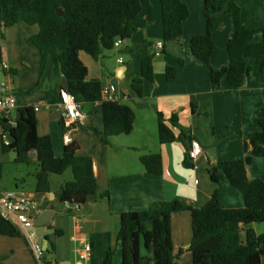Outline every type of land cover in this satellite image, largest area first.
Listing matches in <instances>:
<instances>
[{
    "label": "crops",
    "instance_id": "1",
    "mask_svg": "<svg viewBox=\"0 0 264 264\" xmlns=\"http://www.w3.org/2000/svg\"><path fill=\"white\" fill-rule=\"evenodd\" d=\"M182 1L188 6L190 17L184 23L180 45H171L169 50L180 53L186 64L178 68V76L174 82H167L166 63L161 54H156L155 83H145L142 99L131 89L133 79L139 78L141 74L135 55L130 54L129 63L118 62V75L108 79L105 69L98 68L100 60L96 61L84 52L80 53V59L89 72L88 80H99L102 85H115L121 103L134 102L136 98L141 100L140 105L136 104L139 109H133L136 121L132 134L113 137L108 146L101 143L92 131H102L104 127L103 120L94 121L90 116L96 109L101 110L100 105H91V113L85 111L83 123L68 130L61 123L62 110L59 103H49L45 100L46 94H59L63 79L59 81L52 78V60L48 62L43 76L39 77V52L25 43L26 39L39 32L38 26L17 24L11 28L0 29V72L3 74V78L0 77V95L15 96L18 108H39L36 112L38 133L40 136L52 138L56 157H62L65 146L77 141L80 146L78 155L92 158L98 181V191L89 196L88 203L79 211L68 210L65 204L58 200L57 193L63 184L55 187L51 181L52 176L49 179V193L37 195L36 187L35 192L28 193L36 200L38 207L47 209L54 205L56 210V215L45 229L48 241L55 244L54 254L48 256L51 264H61L64 261L77 264L87 244L92 246V251L84 264H102L108 250L117 240L122 215L148 211L164 201L179 199L201 208L208 204L215 192H219L224 208L242 209L245 206L242 190L231 187L227 180L219 184L214 183L208 170L220 162L241 159L247 136L260 131L257 120L264 111V73L254 64L252 73L245 79L240 90L213 91L208 68L196 62L190 50L192 38L206 32L204 3L202 0ZM141 2L143 10L134 26L142 29L145 38L155 45L154 50L160 49L159 45L163 40L160 0ZM236 3L242 11L243 24L249 30L257 32L253 42H263L264 0H236ZM231 37L232 19L228 15L222 16L216 23V50L211 58L213 68L218 69L228 64L227 43ZM122 44L125 45L126 41ZM31 90L33 92L29 95H19L20 92ZM158 112L164 114L170 127L171 117L177 115L180 125L189 131L193 141L201 144L203 154L193 162V168L184 164L187 148L183 143L160 144ZM1 120L0 116V133ZM173 130L177 136L180 134L179 129ZM146 154L162 156V176L157 177L146 172L140 163V158ZM31 158L36 160L34 154ZM247 175L250 181H264V159H254L247 168ZM16 189L18 191L4 190L0 193L22 191L18 185ZM50 193L55 195L54 199ZM192 228L190 212L173 214L172 249L176 264H193V255L189 251ZM252 228L257 235H264L263 232H258L254 225ZM56 231H62L63 234L57 236ZM242 240L245 241L244 229ZM262 260L264 264V253ZM121 262L122 251L118 249L114 264ZM0 264L38 263L24 237L0 234Z\"/></svg>",
    "mask_w": 264,
    "mask_h": 264
},
{
    "label": "trees",
    "instance_id": "2",
    "mask_svg": "<svg viewBox=\"0 0 264 264\" xmlns=\"http://www.w3.org/2000/svg\"><path fill=\"white\" fill-rule=\"evenodd\" d=\"M202 1L206 32L192 38L191 54L196 62L208 68L213 91L236 92L243 87L254 64L264 73V41L253 42L257 32L243 24L242 11L236 0ZM160 4L163 26L161 56L166 63V80L174 82L178 68L184 67L186 61L180 53L171 52L169 47L180 45L190 11L182 0H160ZM58 10L63 11L62 16L58 15ZM142 10L141 0H0V29L17 24L38 26L39 32L26 39L25 43L39 52V77L43 76L52 60V78L68 80L67 91L79 105L83 108L87 103L100 105L104 127L102 131H92L101 143L108 146L111 138L132 134L136 113L124 103L102 99L103 85L99 80H88L89 72L80 59V53L99 61L105 51L115 48L118 40L130 41L131 46L124 52L137 57L141 70L140 77L133 79L131 89L142 99L145 83H155L156 58V54H151L155 45L145 38L142 29L134 26ZM227 15L232 19V37L227 43L229 61L218 70L211 65L216 50L214 35L217 20ZM32 92H20L19 95ZM45 100L59 103V94H46ZM157 119L160 144L183 143L187 148L184 164L193 168L188 155L193 139L180 125L178 116L171 117V127L163 113L158 112ZM15 122L12 125L6 119L1 120L2 152H15V162L20 164L28 163L30 156L35 155L40 168L35 175L36 194L41 196L51 191L50 176H62L71 171L73 179L63 184L57 198L63 204L86 205L89 196L98 191L92 158L78 155L80 146L77 141L65 146L62 157H56L52 138L38 133V118L33 106L19 107ZM61 123L64 126L63 118ZM257 123L260 131L247 136L241 159L220 162L208 170L214 183L227 180L231 187L243 191L244 208H224L219 192H215L208 204L201 208L175 199L161 202L148 211L125 213L121 217L117 240L102 264H114L118 249L122 251L121 264H176L172 249V216L187 211L192 215L193 234L189 251L193 255V264H263L264 235H257L252 225L264 223V181H250L247 168L254 159H264V111ZM175 128L180 130L178 136L173 130ZM8 136L14 142L6 145ZM140 163L148 174L163 175L164 164L160 154L143 155ZM2 178L3 165L0 163V181ZM243 229L245 241L242 240ZM0 234L22 237L19 230L1 215ZM62 234V231H56L57 236ZM49 244L45 253L47 264H51L48 256L55 252L54 242L49 241Z\"/></svg>",
    "mask_w": 264,
    "mask_h": 264
},
{
    "label": "built area",
    "instance_id": "3",
    "mask_svg": "<svg viewBox=\"0 0 264 264\" xmlns=\"http://www.w3.org/2000/svg\"><path fill=\"white\" fill-rule=\"evenodd\" d=\"M122 41L118 40L115 43V47H120ZM162 49V44L159 45ZM159 54V53H156ZM118 62L123 64L122 59ZM102 99L104 101H116L119 102L117 97V87L113 84L103 85L102 87ZM125 99H127L125 97ZM59 106L62 110V118L65 129H72L74 125L82 124L85 118V111L83 106L76 102L75 97L67 90H60L59 92ZM17 99L13 95H0V116L1 119L10 121L12 125H15L17 117ZM36 112L39 108L35 109ZM15 114V115H14ZM70 141V140H69ZM6 145L10 142L6 140ZM203 154V149L198 141L191 143V148L188 151L189 158L194 162L198 157ZM68 210L79 211L81 205L78 203L65 204ZM39 210L36 200L28 193L24 191L0 193V215L1 217L12 223L24 237L28 248L34 256L38 264H47L45 260V253L42 244L40 243L37 228L35 226V218L39 215ZM92 251L90 244L85 245L84 254L77 264H84Z\"/></svg>",
    "mask_w": 264,
    "mask_h": 264
},
{
    "label": "rangeland",
    "instance_id": "4",
    "mask_svg": "<svg viewBox=\"0 0 264 264\" xmlns=\"http://www.w3.org/2000/svg\"><path fill=\"white\" fill-rule=\"evenodd\" d=\"M131 46L130 41H126L125 45L120 47H115L112 51H105L102 58L98 62V68L103 67L105 69L106 76L108 79L114 78L118 75V59H122L123 62L129 63L131 61L130 54L125 53L124 51L127 47ZM219 67L218 69H220ZM0 77L3 78V74L0 72ZM25 79L23 78L22 81ZM126 105L130 106L134 110H138L139 107L136 105L141 104V100L136 98L135 101H127ZM15 115V114H14ZM93 117L94 121L102 122V113L100 109H96L95 112L90 115ZM16 153L10 152L9 154H4L2 152V143L0 142V163L3 165V178L0 181V191L4 190H15L16 186H19V190L24 191L25 193L35 192L36 187V173L40 170L39 163L37 160L31 158L28 163L20 164L15 162ZM73 179L71 171H67L62 176L52 175V183L55 187H59L62 184H65L68 181ZM258 232L264 233V223L262 224H253ZM252 225V226H253ZM260 230V231H259Z\"/></svg>",
    "mask_w": 264,
    "mask_h": 264
},
{
    "label": "water",
    "instance_id": "5",
    "mask_svg": "<svg viewBox=\"0 0 264 264\" xmlns=\"http://www.w3.org/2000/svg\"><path fill=\"white\" fill-rule=\"evenodd\" d=\"M57 13L59 16L63 15L62 10H58ZM161 52H162V49H157V50H153L151 52V54L152 55H154L156 53L161 54ZM220 69H218V70H220ZM61 86H62V90H67L68 89V80L63 79L61 82ZM91 109H92L91 104L87 103L84 105V111L90 112ZM7 139L10 143L14 142V139L11 136H8ZM50 196L53 197V199L55 198V195L53 193H50ZM39 210L41 211V213L35 218L34 222H35V226L37 228L40 243L42 244L44 250L47 251L48 246H49V241H48L47 237L45 236V229H46V226L48 225L49 221L56 215V210H55L54 205L49 206L47 209H45L43 206H41V207H39ZM61 264H71V263L64 261Z\"/></svg>",
    "mask_w": 264,
    "mask_h": 264
}]
</instances>
